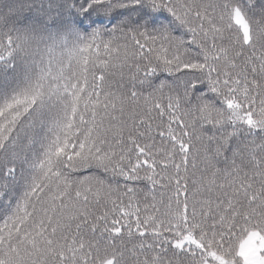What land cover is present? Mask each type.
<instances>
[{"label": "snow or ice", "instance_id": "6c2138e0", "mask_svg": "<svg viewBox=\"0 0 264 264\" xmlns=\"http://www.w3.org/2000/svg\"><path fill=\"white\" fill-rule=\"evenodd\" d=\"M0 264H264V0H0Z\"/></svg>", "mask_w": 264, "mask_h": 264}]
</instances>
